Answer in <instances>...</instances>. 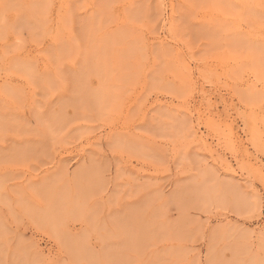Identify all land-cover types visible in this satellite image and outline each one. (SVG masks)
<instances>
[{
	"label": "rangeland",
	"instance_id": "1",
	"mask_svg": "<svg viewBox=\"0 0 264 264\" xmlns=\"http://www.w3.org/2000/svg\"><path fill=\"white\" fill-rule=\"evenodd\" d=\"M0 264H264V0H0Z\"/></svg>",
	"mask_w": 264,
	"mask_h": 264
}]
</instances>
